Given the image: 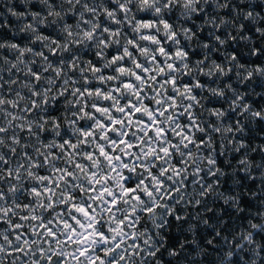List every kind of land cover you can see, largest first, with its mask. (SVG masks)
Masks as SVG:
<instances>
[{"label":"clouds","instance_id":"9594fccd","mask_svg":"<svg viewBox=\"0 0 264 264\" xmlns=\"http://www.w3.org/2000/svg\"><path fill=\"white\" fill-rule=\"evenodd\" d=\"M0 264H264V0H0Z\"/></svg>","mask_w":264,"mask_h":264}]
</instances>
